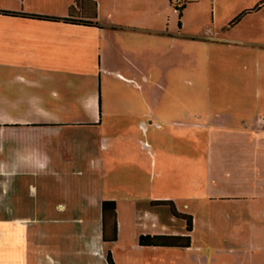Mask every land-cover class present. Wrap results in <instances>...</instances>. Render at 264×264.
I'll use <instances>...</instances> for the list:
<instances>
[{
  "label": "crops",
  "instance_id": "1",
  "mask_svg": "<svg viewBox=\"0 0 264 264\" xmlns=\"http://www.w3.org/2000/svg\"><path fill=\"white\" fill-rule=\"evenodd\" d=\"M187 2L179 16L171 0H22V11L94 26L6 16L31 36L18 40L19 51L3 53L6 61L0 62V128L6 130L0 146L8 151L0 159V264H109L108 253L115 264H264V43L221 39L222 71L223 76L228 72V81L220 96L205 98L204 112H199L203 99L197 94L150 93V69L158 70L152 80L156 78L159 87L176 56L193 61L197 69L196 36L183 33L181 22L192 4ZM207 46L219 49L211 41ZM54 70H85L94 79L100 74L101 97L93 93L79 102L81 112L54 111L55 98L56 103L67 102L69 87L53 81ZM121 89L126 91L120 93ZM117 119L130 128L141 119L144 134L157 129L161 141L144 151L165 157L175 147L176 153H170L173 167H186L192 186L205 190L208 206H199L196 193L184 206L170 201L179 213L192 217L190 234L171 207L153 205L157 200L143 206L131 200L128 208L117 202L116 239L108 242L104 237L113 239L114 222L104 227L103 218L98 226L54 223L51 205L34 208L30 203L31 209L22 212L4 205L5 199L21 198L24 183L18 168L45 170L38 183L52 189L53 168L59 164L54 158L55 137L83 134L80 131L90 128L106 143L105 121ZM199 129L207 136L205 158L198 156ZM167 134L186 135L190 144L170 149L164 142ZM97 162L90 161L93 166ZM199 171L204 175L198 176ZM27 188L29 198L36 199V183ZM217 202L221 205H213ZM59 208L67 215L96 213L83 205ZM130 232L133 241L126 239ZM187 235L190 247L139 244L141 236Z\"/></svg>",
  "mask_w": 264,
  "mask_h": 264
},
{
  "label": "rangeland",
  "instance_id": "2",
  "mask_svg": "<svg viewBox=\"0 0 264 264\" xmlns=\"http://www.w3.org/2000/svg\"><path fill=\"white\" fill-rule=\"evenodd\" d=\"M191 1L192 4L183 15L181 22L183 23V33L190 32L196 36L195 41L198 43L197 69L195 70L193 61L191 64L189 60H185L184 56H176L172 63L167 64L164 72L166 80L160 87L156 85V78L152 80L153 76L157 77L158 70L150 69L151 84L153 83L150 93L170 96L197 94L198 98L203 99L198 103L199 112H204L205 98L220 96L223 82L227 83L228 81V72L225 71V76H223L222 71L221 39L224 37L245 42L264 43V6L258 9L264 0ZM21 5L22 0H0V11L28 13L22 11ZM236 17H238L236 26L231 27V22ZM19 26L14 20L0 14V62L6 61L4 57L2 58L3 53L16 54V50L19 51L18 40L31 36L30 33L25 32V28ZM209 41L219 46V49L214 47L211 49L207 46ZM30 51L28 50V52ZM38 52L36 50V54H39ZM37 56L39 57V55ZM52 72L54 82L59 80L62 84L68 83L69 85L65 98L67 102L64 105L60 102L56 103L59 98H55L54 111L60 110L63 114L81 112L79 102H84L93 93L97 95L98 99L101 97L100 74L97 75V79H94L90 78L89 71L85 70L70 72L54 70ZM230 82H233L232 79ZM125 91L121 89L120 93ZM135 121L134 128H130L124 120L117 119L113 122L106 120L104 125L106 143L99 141L98 136L94 135V132H97L95 129H83L80 131L83 134L79 133L78 135L59 133L61 135L55 137L54 140L55 163L59 164L53 168L52 189L47 190L45 183H38L37 177L45 178V170L18 168V176L22 177L19 179L24 183L20 190L21 198L5 199L4 205H13L18 212H22L31 209L30 203L35 204L34 208L45 207L48 204L54 210V223L66 222L72 225L84 222L86 225L91 224L92 226L99 225L98 219H101L102 222V203L106 200L120 202L121 207L125 208L133 206L126 203L131 200H135L140 206L149 204L152 200L175 201L184 206L185 200L196 193L200 201L199 206H208L205 190L195 189L192 186L190 182L192 176L188 169L173 167L175 160L170 153L175 154L177 149L172 146L189 145V137L182 134L176 138L167 134L165 136L167 139L164 142L170 146L168 148H172L167 151L168 156L166 154L165 157H161L156 151L155 156L152 157L144 149L151 144L156 146L157 142L161 141L158 140V130L152 127L150 132L144 134L139 127L141 119ZM56 130L61 129H55V132H57ZM5 131L0 128V138ZM206 142L207 136L199 129L197 140L199 158H205ZM7 153L6 146L3 145L2 148L0 146V159H4ZM75 158L77 161H74ZM164 158L167 163L164 162ZM62 159L65 160V163L59 161ZM91 159L99 162L93 166L90 163ZM203 175L204 171L201 173L199 171L198 176ZM31 183H36L38 187L36 199L29 198L27 187ZM11 193L13 194L14 191ZM61 204L67 208L82 205L95 208L96 213L85 216L67 215L64 211L57 210L60 209ZM213 205L220 206L221 203L217 202ZM25 215L28 213L20 216ZM37 217L40 219L39 215ZM41 222L45 227L46 221L42 220ZM108 222L112 223L111 220ZM130 233L132 236L128 234L126 239L133 241L135 239L133 232Z\"/></svg>",
  "mask_w": 264,
  "mask_h": 264
},
{
  "label": "trees",
  "instance_id": "3",
  "mask_svg": "<svg viewBox=\"0 0 264 264\" xmlns=\"http://www.w3.org/2000/svg\"><path fill=\"white\" fill-rule=\"evenodd\" d=\"M186 4L183 6V8L180 10L179 16L182 15L183 11L186 8ZM78 4V3H77ZM264 4V2L262 3ZM0 14L5 16H22L26 18L36 19V20H42V21H48V22H64L67 24H83L86 26H94L97 25L94 22L89 21H80V20H74L71 18H58V17H51V16H44V15H37V14H28L23 12H11V11H0ZM238 21V18L234 20L231 25L236 24ZM153 205L157 206H169L172 209L173 214L186 222L187 224V231L190 234L192 232L193 228V220L192 217L189 215H185L182 213H179L175 207V205L170 201H158L153 202ZM116 210H117V202L114 200H106L102 203V214H103V225L106 227V224H108L109 220L114 222V236L113 239L107 240L106 237H104L105 241H115L116 239ZM139 244L141 246H155V247H190L191 245V238L190 235H187L185 237H169V236H162V237H151V236H141L139 239ZM109 264H115L113 257L111 253H108L107 257Z\"/></svg>",
  "mask_w": 264,
  "mask_h": 264
},
{
  "label": "built area",
  "instance_id": "4",
  "mask_svg": "<svg viewBox=\"0 0 264 264\" xmlns=\"http://www.w3.org/2000/svg\"><path fill=\"white\" fill-rule=\"evenodd\" d=\"M186 4V0H171V6L173 11L177 14L180 13V10Z\"/></svg>",
  "mask_w": 264,
  "mask_h": 264
}]
</instances>
